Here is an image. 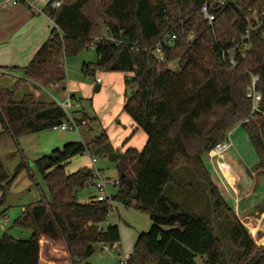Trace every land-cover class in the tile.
Instances as JSON below:
<instances>
[{
  "label": "trees",
  "instance_id": "obj_1",
  "mask_svg": "<svg viewBox=\"0 0 264 264\" xmlns=\"http://www.w3.org/2000/svg\"><path fill=\"white\" fill-rule=\"evenodd\" d=\"M58 1L59 7L47 3L42 13L63 36L52 29L27 65L10 67L23 78L0 88V136L17 140L64 121L66 113L54 100L37 101L26 93L15 101L14 95L24 80L40 86L61 83L62 56L93 47L96 60L84 64L85 75L98 69L127 73L124 86L130 93H125L122 109L147 136L141 150L125 152L138 157L136 176L121 171L117 191L110 196L113 202L146 213L151 221L149 229L138 234L127 264L222 261L223 248L211 222L162 192L166 184L178 185L172 171L181 165L192 169L207 186L215 209L225 210L230 218V242L242 250L232 264H264V246L253 243L203 161L204 154L240 125L258 157L254 169L264 173V24L252 32L251 48L236 69L225 67L220 57V51L231 47L233 37L246 29L251 11L264 7V0H224L211 25L199 10L213 0ZM171 34L175 35L172 45L163 40ZM156 45L163 62L152 51ZM250 74L258 76L256 89L262 96L256 111L245 96ZM85 152L93 156L112 152L104 130L89 144L70 142L34 161L49 198L26 205L13 219L12 227L29 230L31 236L23 240L3 234L0 264H90L87 258L94 244L113 247L120 241L117 224L100 227L111 208L107 202L83 204L77 199L92 172L87 166L71 173L65 170L73 157ZM27 167L22 158L9 176L0 161L1 201L16 175Z\"/></svg>",
  "mask_w": 264,
  "mask_h": 264
},
{
  "label": "rangeland",
  "instance_id": "obj_2",
  "mask_svg": "<svg viewBox=\"0 0 264 264\" xmlns=\"http://www.w3.org/2000/svg\"><path fill=\"white\" fill-rule=\"evenodd\" d=\"M39 4L42 2L35 0V5ZM104 29H102L104 31L102 35H105ZM62 60L65 68V79L61 85L64 88H56L54 87L56 84H49L42 86L40 93L44 101H51L53 100L52 97L63 101L66 99L67 92L72 95L67 111L72 118L81 123L79 132L50 128L22 135L17 140H14L10 135L7 138L2 137L7 134L0 136V161L7 174L11 176L14 167L22 156H24L28 166L27 169L16 175L2 201V191L0 190V237L3 234H8L23 240L30 238L31 231L12 227V221L21 214L26 205L37 202L41 198H49L43 178L35 168L34 161L36 159L48 155L55 149H61L70 142L89 144L102 130L105 131L106 135V131L110 133L119 131V134L121 131H126L125 129L129 127L128 123L133 124L131 118L122 109L126 98L125 93H130L124 86V77L128 75L127 73H110L98 69L92 76H86L83 71L84 64L93 63L96 60L93 47L84 49L76 55L67 57L64 55ZM170 66L175 68L176 65L172 63ZM105 73L114 75L109 81L105 80L110 84L109 88L104 86L105 83L102 85L96 81L97 77L102 78ZM97 85H101L99 91H96ZM117 105L120 106L119 110H117ZM127 117L129 122L125 121ZM111 135L112 140L109 142L112 152L107 155H95V166L99 169L105 182L106 187L103 193L108 196V199H111L110 196L117 191V185L113 183L118 179L121 171H125L129 177L133 178L138 170V157L125 153L130 147L136 148L135 145L128 143L126 146H121V144L117 147L113 146L112 143L118 139V135L116 138L113 133ZM107 137L109 139V135ZM227 137L232 144L225 151V158L220 160V163L222 168L224 165L233 168L239 176L238 179L230 168L224 167L223 171L229 180L228 182L221 169L216 168L214 170L212 168V164L208 162L205 154L203 156L204 164L229 206L232 207L234 199V207L237 213L235 214L240 222L248 228L253 243L256 246H264V173L254 169L258 157L242 126H234L226 134ZM91 154L85 152L83 155L73 157L65 168L66 172L71 173L79 169L82 164L91 160ZM215 165L217 164L215 163ZM172 174L179 186L166 184L163 187V194L181 208L207 218L223 248L224 257L220 264L234 263L240 257L242 250L230 242L229 235L232 222L225 210L215 209L214 200L207 186L196 177L190 167L178 166L174 168ZM84 189L86 190L79 191L78 195L80 194V197L85 196V199L89 198V194L97 195L98 193L94 186H88ZM114 204L117 210L111 211ZM114 204L110 208L106 222L118 224L121 231L120 241L113 247L107 246L105 248L99 243L94 244L93 253L87 258V262L90 264H118L123 258L122 254H118L117 246H120L123 254L128 255L135 243V236L148 230L151 225L146 213L133 207H124L117 202ZM4 218L10 220L8 224ZM107 223L103 222L102 224L105 226Z\"/></svg>",
  "mask_w": 264,
  "mask_h": 264
},
{
  "label": "crops",
  "instance_id": "obj_3",
  "mask_svg": "<svg viewBox=\"0 0 264 264\" xmlns=\"http://www.w3.org/2000/svg\"><path fill=\"white\" fill-rule=\"evenodd\" d=\"M33 2L35 5V0H33ZM35 7H37L38 9L43 8V4L35 5ZM52 28H53V22L50 19H48L43 13L37 12L31 7H27L21 2H18L16 4H2V0H0V80H1L0 88H9L16 82V80H18L19 78H23L22 73L20 71H18L17 69H10V67L20 68L27 65L29 61L33 58L37 50L40 48V46L49 38ZM110 73H105L104 77L102 76V78L97 77L99 79V82L102 83V85L103 83H105L104 86H106V88H109L110 86V84L107 83L106 81H109L110 78L114 76L113 74ZM54 87L58 88V87H62V85L61 83H59L54 85ZM40 89H42V86L37 85L31 82L30 80H24L19 85V88L16 91V94L14 95V100L19 101L24 94L31 93L33 94L34 98L37 101L48 102L42 100ZM100 89H101V85H100ZM119 109L120 106L117 105V110ZM125 121L129 122L128 117ZM128 125L129 127L125 129L126 131H121L119 134H118L119 131L111 132L113 133L115 138L117 135L119 136V137L117 136L118 139H116L112 143L113 146L117 147L120 146V144L121 146L122 145L126 146L128 143H130L132 145H135V147L137 148L134 149L141 150L147 140L146 134L140 128H138L134 122L133 124L128 123ZM106 133L107 135H109V141L111 142L112 140L111 133L109 131H106ZM2 137L7 138L9 136L7 134ZM22 157L24 158V156ZM224 158L225 156L223 157V159ZM218 162L219 163L217 165H215V163L211 165L214 170H216V168L221 169L224 177L226 178L223 168L228 167L237 175V179H238L239 176L234 171L233 168L227 165L226 166L224 165V167L222 168L220 160ZM89 163L90 161H86L84 164H82L81 167L84 166L88 167ZM227 181L229 182L228 179ZM85 190L86 189H82L80 191L83 192ZM78 193H77V199L80 203L83 204L90 203V200H92L93 197H95V195L89 194L88 196L89 200H88L87 198L85 199V196L80 197L79 196L80 194L78 195ZM231 199L233 198L231 197ZM234 205L235 203L233 199L232 207L234 212L236 213ZM115 210H117V207L114 204L113 209L111 211H115ZM4 220L7 224L10 221L6 218H4ZM105 223L107 222L105 221ZM108 225H112V224L107 223L105 224V226L101 224L100 227L104 229ZM120 235H121V231H120ZM137 236L138 234L135 236V240ZM132 249L133 247L131 248V251ZM131 251L128 253V255L131 253Z\"/></svg>",
  "mask_w": 264,
  "mask_h": 264
},
{
  "label": "built area",
  "instance_id": "obj_4",
  "mask_svg": "<svg viewBox=\"0 0 264 264\" xmlns=\"http://www.w3.org/2000/svg\"><path fill=\"white\" fill-rule=\"evenodd\" d=\"M42 2L43 6L47 3H51L53 7H59L60 1H52V0H39ZM52 1V2H51ZM18 2L23 3L27 7L33 8L37 12L42 13V8L38 9L35 7L33 0H2V4H16ZM224 0H213V1H206L202 4L199 12L204 16V18L207 20L208 24L211 25L212 22L215 20V13L214 11L218 9L219 4H223ZM248 26L244 31L237 37H233V45L227 49H222L220 51V57L223 65L231 70H234L238 66V61L240 58H244L247 52L251 48V34L253 31H255L258 27L264 24V7L260 10H252L250 15L247 17ZM53 29H55V32L62 37L63 34L59 32L55 24H53ZM53 36V33H52ZM264 38V36H263ZM175 39V35H166L163 37L164 41H167L170 45L173 44ZM153 53L155 54L157 60L159 62H163L164 58L162 56L161 47L159 45H156L152 49ZM258 80V76L255 74H250V83L246 89V98H248L252 103V110L256 111L259 110V103L261 102L262 96L259 91L256 89V83ZM96 81H99L98 78H96ZM71 95L67 92L66 99L63 101H59L58 99L52 97V99L60 105L65 113H66V119L62 121L61 123L52 126L53 130H73L79 132V126L81 123L79 121L72 118L70 113L67 111V106H69ZM82 122V121H81ZM231 142L229 141V137H227L225 140L215 144L205 155L209 163L212 165L214 163L218 164L217 161L223 159L225 151L231 146ZM96 157L91 155V160L88 165V169L92 172V178L90 179L88 186H94L98 193L95 195V197L90 200V202H107L110 206L114 204V202L111 199H108V196H106L103 192L105 190V182L103 178L101 177V173L99 169L95 166ZM118 181L116 180L113 184L117 185ZM115 245V244H114ZM117 245V244H116ZM103 248L107 247L105 245H102ZM118 254H122V258L118 264H127V255L123 254L121 252V249L119 246H117Z\"/></svg>",
  "mask_w": 264,
  "mask_h": 264
},
{
  "label": "water",
  "instance_id": "obj_5",
  "mask_svg": "<svg viewBox=\"0 0 264 264\" xmlns=\"http://www.w3.org/2000/svg\"><path fill=\"white\" fill-rule=\"evenodd\" d=\"M99 89H100V85H97L96 86V91H99Z\"/></svg>",
  "mask_w": 264,
  "mask_h": 264
}]
</instances>
